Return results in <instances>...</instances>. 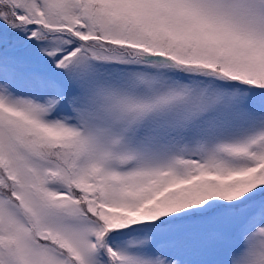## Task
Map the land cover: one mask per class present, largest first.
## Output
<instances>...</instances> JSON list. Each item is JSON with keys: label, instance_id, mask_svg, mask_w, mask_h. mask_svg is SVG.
<instances>
[{"label": "snow or ice", "instance_id": "snow-or-ice-1", "mask_svg": "<svg viewBox=\"0 0 264 264\" xmlns=\"http://www.w3.org/2000/svg\"><path fill=\"white\" fill-rule=\"evenodd\" d=\"M0 264H264V0H0Z\"/></svg>", "mask_w": 264, "mask_h": 264}]
</instances>
